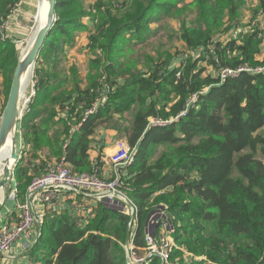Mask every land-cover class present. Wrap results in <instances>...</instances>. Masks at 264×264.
<instances>
[{
    "label": "trees",
    "instance_id": "obj_1",
    "mask_svg": "<svg viewBox=\"0 0 264 264\" xmlns=\"http://www.w3.org/2000/svg\"><path fill=\"white\" fill-rule=\"evenodd\" d=\"M20 1L0 0V17L7 18ZM183 2L97 0L87 5L86 0H56V21L35 66L36 93L21 123L23 145L14 171L17 201H25L31 180L63 156L73 171L87 170L92 138L105 124L135 148L125 171L138 220L129 231L128 210L102 201L85 218L41 206V235L29 253L32 264H128L125 244L133 245L130 252L145 253L146 224L160 205L166 206L172 224L174 260L264 264V71L224 81L207 73V68H217L214 51L220 66L264 65V59H257L264 47V25L240 32L239 41L214 43L226 17L238 23L245 0H197L192 25L184 20L179 32H169L170 40H182L188 49L178 65L159 55L143 70L132 59L122 61L132 49L150 43L154 19L175 17L188 5ZM89 20L94 22L92 68L103 70L111 91L100 111L85 119L100 80L82 88L73 65L74 85L68 88L66 80L56 82L52 73L38 67L52 50L73 45ZM14 52L13 40L0 38L7 99L18 62ZM193 96L186 116L167 127L149 125L150 118L176 117ZM28 156L43 157L33 173L23 165ZM145 264L161 260L151 256Z\"/></svg>",
    "mask_w": 264,
    "mask_h": 264
},
{
    "label": "built area",
    "instance_id": "obj_2",
    "mask_svg": "<svg viewBox=\"0 0 264 264\" xmlns=\"http://www.w3.org/2000/svg\"><path fill=\"white\" fill-rule=\"evenodd\" d=\"M25 0H21L17 3L14 9L10 12L7 18L0 17V38L2 40L13 39L14 33L19 27L20 21L17 18L19 14V8L21 3ZM257 19H253L249 29L255 25H264V7L261 8L257 14ZM236 29L238 26L235 27ZM235 29V31H236ZM247 32V31H246ZM236 40H240L239 34L233 36ZM15 40V39H14ZM215 43V42H214ZM214 59L217 65L216 76L224 81L231 76H238L243 72L260 73L264 71V65L258 67H252L247 64H241L237 68L228 66H220V60L216 56L214 51ZM33 91L28 105L25 109L20 110L21 117L24 116L30 110V104L35 96V86L37 80L35 79V70L32 74ZM111 91V84L108 82L106 76L99 81V85L96 87V99L92 103L91 107L85 111V119L100 111L103 105L107 102L108 93ZM196 99L195 96L187 104L186 108L182 110L176 117L162 119V118H150L149 125L167 127L172 122L186 116L188 106ZM22 105V104H21ZM3 113V102L0 100V124ZM19 132L21 133V126ZM126 143L119 140L117 142V148L114 149L108 159L113 165L114 175L108 178L99 174L97 170L98 162L93 165L92 172H75L66 162L64 156L59 160H54L47 164L44 173L35 177L33 181L27 187L26 199L23 202L17 201V193L15 186L11 189L12 197L15 203V209L18 210V220L16 222L4 221L0 224V259L8 260L12 257L11 252L14 244L21 239L28 242V245L33 247L34 243L40 237L37 235L34 227L38 219V208L44 207L47 210L54 201L61 194H84V196L95 200L96 202H107L114 206L122 207L128 210L131 218L129 222V231L136 227L138 220L137 209L127 191L129 190L126 184V168H128L134 161L135 148L129 146ZM157 229L159 232L157 233ZM172 224L167 214V208L164 205H160L155 208L149 215L146 224V240L147 248L145 253L137 254L130 252L133 249V245L129 242L126 246L127 250V263L128 264H145L149 257L158 256L161 260V264H186L172 258V251L177 244L172 238ZM40 233V232H39ZM186 261L189 258L185 259ZM28 264H32L31 261Z\"/></svg>",
    "mask_w": 264,
    "mask_h": 264
},
{
    "label": "rangeland",
    "instance_id": "obj_3",
    "mask_svg": "<svg viewBox=\"0 0 264 264\" xmlns=\"http://www.w3.org/2000/svg\"><path fill=\"white\" fill-rule=\"evenodd\" d=\"M39 1L40 0H33L32 5L27 8V10L29 11L27 12L29 14V22L24 31L25 33L22 34L21 38L17 40L12 39L13 44L15 45V52L13 55L15 56L17 60H19V58L21 57L23 48L27 46L28 44L27 39L31 35L33 28L35 27V25L37 24L39 20V18L37 17V14L39 12V4H40ZM104 1L106 2L115 1V3L117 1L122 2V0H104ZM96 2L97 0H87V3L90 5ZM185 4H188V5L185 7H181L179 14H177L175 17H169V16H166L165 14H162L160 18L154 19L151 24L153 28H156V30H155V36L151 39L150 43H148L146 46L139 45L136 48L132 49L130 52H128L125 55L122 61L132 59L137 63L139 69L143 70V69H146L145 66L149 64V62L157 58L159 55L160 57L162 56L163 59L170 60L171 65L173 66L178 65V63L181 62L183 58L186 56L187 54L186 52L188 51V49L185 47V43L182 40H179L176 38L173 40H170L169 32L170 31L179 32L180 28L183 25L184 20L187 22L189 26L192 25V21L194 19H197L196 16H198V8H199L197 0H184V2L181 3L180 5H185ZM263 5H264V0H245V4L242 6L241 14H240V20H241L242 25L244 26L248 25L249 21L250 20L252 21L253 18L257 19L258 17L257 14L259 10L264 7ZM245 10L248 14L254 13L255 16L252 15L253 17L246 19L245 18L246 13L244 12ZM235 27H236V24L229 22L228 18L226 17L221 29L215 32L213 41L214 42L228 41L227 38L235 35V29H236ZM88 44H87L86 56L82 54L80 50H76L73 54L71 52V47H70L71 45L63 44L62 48H57V49L52 50V53L49 54L50 55L49 60L48 61L46 59L43 60L42 61L43 63L38 67V71H40L41 69H44L52 73V77H53L52 79L56 82H59L62 79L66 80L67 81L66 85L68 86V88H71L74 85L72 83L73 79H72V74L70 72L71 70L70 68L73 65L76 66L78 69L77 76L80 79V84L82 88H85L86 86H88L90 82H92L91 80H101L103 78L102 76L106 74L102 73L103 70L97 71L96 69L92 68L91 59L94 58L95 53L92 49L89 48ZM70 57H72V60ZM258 66H263V65H258ZM40 73L41 72H39V74ZM39 74L37 73V75ZM5 79H6V74H4L0 70V100L2 99L3 103L4 101L7 102ZM118 80H124V78L120 76ZM32 84L33 82L31 83V85ZM27 94L28 92L26 93V95ZM21 123H22V120H21ZM21 123H20V126H21ZM73 129H76V127L73 126ZM122 139L123 140L121 141L126 143L125 142L126 139L125 138H122ZM19 141H20V132L17 134V142ZM97 170L99 174H101L99 170V166ZM92 171H93V165L89 166L87 170L83 172H92ZM34 179L35 178H33L31 181H33ZM14 186H12V188ZM11 197H12V192L10 195V190H9V198L11 199ZM6 202L7 200L4 202V204ZM79 203L85 205V203L82 201H80ZM88 206L89 205H86V208ZM77 212L78 211H76L75 213L77 214ZM79 212H80L79 217L83 218L82 211H79ZM1 221H2V216L0 215V222ZM128 243L129 241L125 244V246H127Z\"/></svg>",
    "mask_w": 264,
    "mask_h": 264
},
{
    "label": "crops",
    "instance_id": "obj_4",
    "mask_svg": "<svg viewBox=\"0 0 264 264\" xmlns=\"http://www.w3.org/2000/svg\"><path fill=\"white\" fill-rule=\"evenodd\" d=\"M32 1L33 0H25V2L23 1L21 3V6L19 8V14H17V18L20 21V23L13 37V39L15 40L21 38V35L25 33L24 31L29 22V14L27 13L29 11L27 10V8L32 5ZM86 3H87V0H86ZM244 12L246 13L245 14L246 19H249L255 16L254 13L248 14L246 10ZM251 22L252 21L250 20L249 24L244 26L242 25L241 20L239 18V21L236 24L238 28L236 29L235 33L239 34L240 32H246V31L248 32L249 31L248 26L250 25ZM86 24H87V29L83 32L76 33L74 44L73 45L71 44L70 46L71 52L73 54L76 50H80L81 53L86 56L87 44L90 41V34L94 28V22L92 20H89L86 22ZM232 38L233 36L227 39L230 40ZM70 58L72 60V57ZM257 59L260 61L264 59V47L263 46H261V52L257 54ZM207 72L212 73L214 76H216L217 74V72L212 66L211 68H207ZM1 101L3 102L2 99ZM92 139L93 140L91 142V149L89 150V154H90L89 166L94 165L95 162H99L98 163L99 170L102 176L105 178L113 176L114 175L113 165L111 162H109L108 157L113 151H115L114 148L116 149L117 142L123 139L119 137V134L115 129H111L107 127V125L105 124L97 128L96 133ZM18 144H19V150H20L21 146L23 145V142L21 140V133H20V141L18 142ZM42 158L43 157L37 156L31 159V156H28L23 161V165H27L28 167L31 166L30 172L32 173V171L34 172L36 170L35 169L36 166H40ZM14 185H15V181L13 183V186ZM80 201L84 202L85 205L80 204L79 203ZM15 203L16 202L14 200L8 197L7 202L4 205L0 206V215L2 216V221L0 222V224L3 223L4 221L16 222L18 220L19 212L18 210L15 209ZM97 204L98 203L95 200L84 196V194H82V196L76 197L73 194L65 193V194H61L54 201V203L48 208V210L50 209V211H56V212L68 211L71 214H75V216L77 215L80 216L79 211H82L83 218H85L86 216H88V214L92 210V207ZM86 205H89V206L86 208ZM76 211H78L77 214L75 213ZM37 214H38V219L35 223L34 230L35 232H37V235H38L40 232L41 225H42V222L40 219L42 212L38 211ZM31 249L32 247L28 245V242L26 240L24 239L18 240L13 246V249L11 252L12 257H10V259L8 260H4L3 264H28V262L30 261L29 253Z\"/></svg>",
    "mask_w": 264,
    "mask_h": 264
},
{
    "label": "water",
    "instance_id": "obj_5",
    "mask_svg": "<svg viewBox=\"0 0 264 264\" xmlns=\"http://www.w3.org/2000/svg\"><path fill=\"white\" fill-rule=\"evenodd\" d=\"M44 2L47 4L46 21L38 28V31L26 53L19 58L17 62L8 99L2 113L0 124V154L8 143H10L11 150L10 153L0 161V191H4V198L2 202L0 201V206H2V204L4 205V202L9 197V190L11 191L14 183L15 167L20 160L17 134L19 133L20 123L23 118V116L21 117L22 112H20L23 83L28 77L29 72L30 75L33 74L39 53L56 21V0H41L40 6ZM41 229L42 225L40 231ZM39 234L41 235V233Z\"/></svg>",
    "mask_w": 264,
    "mask_h": 264
},
{
    "label": "bare ground",
    "instance_id": "obj_6",
    "mask_svg": "<svg viewBox=\"0 0 264 264\" xmlns=\"http://www.w3.org/2000/svg\"><path fill=\"white\" fill-rule=\"evenodd\" d=\"M39 7H40V10H39V14L37 16L39 18V20H38L37 24L35 25V27L33 28V31L31 33V35L27 39V43L28 44H27V46H25L23 48V52L21 54V57L26 53L29 45L33 41V39H34V37H35V35H36L37 31H38V28L41 25H43L45 23V21H46V11H47L46 2L42 3L41 6L39 4ZM29 75H30V72L28 74V77H29ZM27 78H26V80H27ZM26 80H24V83H23L22 98H21V104L22 105H21V109L20 110L25 109V107L28 105L30 97H31V94H32V91H33V84L31 85V83H32L31 82L32 81V75H30V77L28 78L27 81ZM27 92H28V94L26 95ZM10 150H11V146H10V143H8L5 146V148L3 149V151L1 152V154H0V161L3 160L10 153ZM3 198H4V191L2 190V191H0V201L1 202L3 201Z\"/></svg>",
    "mask_w": 264,
    "mask_h": 264
}]
</instances>
